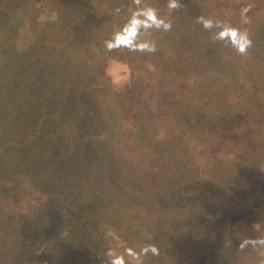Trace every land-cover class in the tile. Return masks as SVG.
Wrapping results in <instances>:
<instances>
[{
    "label": "trees",
    "instance_id": "1",
    "mask_svg": "<svg viewBox=\"0 0 264 264\" xmlns=\"http://www.w3.org/2000/svg\"><path fill=\"white\" fill-rule=\"evenodd\" d=\"M168 3L0 0V264H264V0ZM138 7L171 28L109 51Z\"/></svg>",
    "mask_w": 264,
    "mask_h": 264
},
{
    "label": "clouds",
    "instance_id": "2",
    "mask_svg": "<svg viewBox=\"0 0 264 264\" xmlns=\"http://www.w3.org/2000/svg\"><path fill=\"white\" fill-rule=\"evenodd\" d=\"M179 7V0H169L168 8L176 9ZM248 8H244L241 12V16L245 23H247L246 13ZM199 22L203 24L204 28H212L214 22L211 19L199 17ZM216 27L221 29L217 33V38L229 36L231 38V44L240 53H244L248 47L251 46V39L249 38L248 31L246 29H239L231 25H225L222 22H216ZM162 29L167 31L171 28L170 21H166L164 18L158 16L157 10L152 7H138L132 11L128 22L115 31L112 37L105 42V47L111 51L114 48H127L131 51H148L154 52L156 45L151 40H139L142 32H147L149 29ZM255 243V241L253 242ZM264 243V241H261ZM149 252L152 254H158V249L154 245H148L140 250L137 254L133 249L129 248L125 250L123 254H117L112 249H109L107 256L109 257V264H126L125 255L133 258H138L142 255H147Z\"/></svg>",
    "mask_w": 264,
    "mask_h": 264
},
{
    "label": "rangeland",
    "instance_id": "3",
    "mask_svg": "<svg viewBox=\"0 0 264 264\" xmlns=\"http://www.w3.org/2000/svg\"><path fill=\"white\" fill-rule=\"evenodd\" d=\"M33 42H26L24 44L21 43V46L24 48H28ZM116 71H114V75L115 77L117 78V80L119 79H124L125 78V69H122L120 66L118 67V69H115ZM109 145L111 147V149L114 151V152H117V150H119V152H122L121 148L119 145H115L111 142H109ZM256 185L257 186H260L262 183L264 184V164L261 166L260 168V173H257L256 174ZM248 194H250L248 192ZM255 230H257V226H250L248 228H246V231H244V233L246 232L248 237H252ZM104 236L108 239V240H113L114 239V248H117V245H118V240L116 238V233H117V224H116V221L114 219H105L104 222L102 223V231H101ZM115 252V251H114ZM128 258L126 259L127 261H130V262H141V258L138 256V258H133V257H129L127 256ZM109 260V259H108Z\"/></svg>",
    "mask_w": 264,
    "mask_h": 264
}]
</instances>
